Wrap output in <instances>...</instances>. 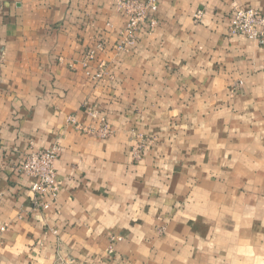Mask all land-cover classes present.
I'll use <instances>...</instances> for the list:
<instances>
[{"label": "crops", "instance_id": "obj_1", "mask_svg": "<svg viewBox=\"0 0 264 264\" xmlns=\"http://www.w3.org/2000/svg\"><path fill=\"white\" fill-rule=\"evenodd\" d=\"M156 1L119 50L113 0H0V264H264V45L229 34L264 0Z\"/></svg>", "mask_w": 264, "mask_h": 264}, {"label": "built area", "instance_id": "obj_2", "mask_svg": "<svg viewBox=\"0 0 264 264\" xmlns=\"http://www.w3.org/2000/svg\"><path fill=\"white\" fill-rule=\"evenodd\" d=\"M118 12L128 17V23L121 33L118 49H129L135 46L139 33L146 29L149 33L157 26L154 17L158 7L156 0H113ZM229 34L231 36H243L249 40L264 45V15L254 9H244L234 6L230 15ZM99 49H104L99 45ZM95 59V52L89 51L82 65L87 68L88 64ZM103 67L100 66L95 79L101 78ZM105 134L107 131L105 130ZM59 148L41 150L26 155L20 166V174L32 179L30 193L33 195L35 203L49 197L55 200L61 190V184L56 178L55 163L59 156ZM40 206L44 209L47 203ZM56 264H79L71 257L59 258Z\"/></svg>", "mask_w": 264, "mask_h": 264}, {"label": "rangeland", "instance_id": "obj_3", "mask_svg": "<svg viewBox=\"0 0 264 264\" xmlns=\"http://www.w3.org/2000/svg\"><path fill=\"white\" fill-rule=\"evenodd\" d=\"M150 141H153V139H152V140H150Z\"/></svg>", "mask_w": 264, "mask_h": 264}]
</instances>
